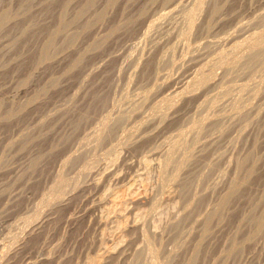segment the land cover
I'll return each instance as SVG.
<instances>
[{
  "label": "bare ground",
  "instance_id": "6f19581e",
  "mask_svg": "<svg viewBox=\"0 0 264 264\" xmlns=\"http://www.w3.org/2000/svg\"><path fill=\"white\" fill-rule=\"evenodd\" d=\"M98 1H80L70 18H67V13L72 0H47L43 4L42 11L46 15L53 14L54 17V5H59V9L56 7L59 13L55 15L56 26L47 30V38L41 42L38 56L32 59L33 62L29 61L30 74L51 62V50H58L56 47L63 41L76 40L75 37L83 29L93 28L107 17L111 9L121 5L124 14L120 15L121 18L118 16L116 22L114 20L112 28L107 29H111L107 31L109 35L117 36L124 28L130 31L128 39L133 40L146 35L152 27L160 29L166 18L175 20L177 14L186 25L183 22L175 24L171 20L175 22L172 27L175 28L174 37L167 36L169 39L162 41L158 39L160 42L156 40L145 54L138 52L131 56L122 50L125 47L123 43L120 48L102 50L99 58L94 56L96 58L91 61L85 58V54L90 51L88 48L84 53L75 52L74 61H68L71 67L64 65L66 71L82 66L76 79L67 77L69 74L66 76L71 89L83 82L87 74L94 73V77L89 83L91 93L86 89L91 95L85 99L82 109L79 105V110L77 108L74 111L77 117L72 113L76 119L73 120L74 133H60L58 130L59 135H56L50 128L52 124L56 126L59 119L63 124L64 118L69 116L64 93L74 92L69 90L70 86L68 88L57 79L59 75L56 78L51 75L54 78H51L50 84L56 88L60 86L58 97L63 96L61 101L64 100L56 119H47L46 110L40 115L36 114L41 101L39 96L31 98L24 105L11 108L6 118L0 116V124L4 121L7 132L17 134L18 142L15 140V144H18L19 151L35 148L30 158L29 155L27 157L24 171L22 169L28 175L26 181L30 183L31 192L28 190L15 194L13 197L21 198L17 205L32 198H36L37 204L39 202L42 206L47 202L43 189L50 180L55 182L51 179L54 174H50L58 169V162L60 168L68 162L73 168L76 167L73 169L70 166L75 171L78 168L81 172L83 168L82 175H79L81 180L78 176V180L70 181L68 186L64 184L67 186L66 191L61 189L64 191H60L61 196H57L53 203H46L48 206L45 204L49 208L43 216L36 214L38 212L34 206L35 213L31 217H24L29 228L25 229V240L21 238L24 240L23 247L9 256L7 254L4 264H264V0H105L100 8L97 6ZM127 3L135 5L134 12L125 11V6L130 5ZM204 6H207L206 13L203 20H199L198 14L203 12ZM29 10L27 8L23 14L30 22L35 18L32 19ZM5 12L0 15V30L8 23L11 25L5 30L7 35H12L14 29L18 31L14 33V38L12 36V42L7 41L10 43L8 51L19 43L16 40L18 37H27L30 32L34 38L42 32L41 27L46 30L48 25L40 23L37 18L35 20L40 22L36 26L31 23L35 27L31 28L29 24H21L14 15L11 17L9 12ZM197 20L200 22L197 23ZM123 23L126 24L120 29ZM73 26L81 28L78 35L77 31L69 33ZM109 35H105L107 39ZM173 39L193 40L190 46L187 45L190 47L186 59L189 65L187 69L184 66L186 70L182 74L168 79L156 91L154 85L160 70L174 63L172 52L177 43H172ZM96 43L101 46L102 40ZM164 48L170 51V55L164 53ZM5 54L7 52H3L2 56ZM16 62L22 65L24 61ZM111 62L115 63L113 70L120 69L125 62L133 68L131 71L139 67V83L144 87V95L140 99H133L130 106V101L128 104L126 102L128 107L117 110V113L113 109L115 115L111 113L108 95L99 94L104 87L101 88V84L95 82L104 78V75L109 76L104 73L110 71ZM218 69L222 73L218 74ZM7 71L3 72L11 73L12 76L17 70ZM175 96L180 99L179 103ZM145 111L148 112L147 117L150 115L147 119ZM23 113H28L29 123L20 126V120L16 122V119H20L19 115ZM31 124H34L35 130L29 132ZM37 132H41L44 139L47 137L45 134L49 133L55 140L51 139L45 145L39 134L36 137ZM233 133H238L242 141L238 150H235L237 140L236 145L232 140ZM82 135L89 136L91 141L81 143ZM56 140H61L60 151L57 150ZM98 149L104 150L108 160L112 161L110 158L116 156L115 159L111 163H104L101 158L92 162L94 158L91 156L97 155ZM46 155L49 161L44 163ZM88 156L91 161L86 159ZM6 162L0 163V178H9L11 173L16 175L3 181L1 191L6 190L7 195H12V186L16 185L22 171L11 168V165L8 167ZM226 166L229 171L223 175ZM218 173L224 176L222 181L218 180L220 178L213 179ZM56 193L58 195L59 192ZM165 215L167 218L161 221L160 218ZM30 218L32 221L28 223ZM159 220L161 223H158ZM163 240L165 244L162 256L159 255L161 258L158 257L161 260L158 261L155 246L161 245ZM3 257L0 245V259Z\"/></svg>",
  "mask_w": 264,
  "mask_h": 264
},
{
  "label": "rangeland",
  "instance_id": "374dc122",
  "mask_svg": "<svg viewBox=\"0 0 264 264\" xmlns=\"http://www.w3.org/2000/svg\"><path fill=\"white\" fill-rule=\"evenodd\" d=\"M28 1V2H27ZM29 1H30V3H29ZM74 1V2H73ZM78 1V2H77ZM80 1H81V3H82V1H84V0H72V3H71V5H70V7H69V13H67V18H70L71 17V15L74 13V10L80 5ZM46 2H47V0H46ZM44 0H0V15H2V13H4L5 11V13H10V15H11V17H13V15H14V17L15 18H17V19H19V22L21 23V24H29L28 26L29 27H31L32 28V26H33V24H34V26H36L37 25V22L39 23L40 21V23H45L46 25H47V27H46V30H45V27H41V30H42V32H40L39 33V35L37 36V34L34 36V38H33V35H30L31 33L29 32V34L27 35V37H18V39H16V40H19V43L16 45V47L15 48H11L10 49V51H8V47H9V45H8V43L9 42H12V40H13V38H14V36H16V34H14V33H17L18 31L16 30V29H14L13 30V34L11 35V34H8L7 35V31H5V30H7V28H9L10 27V25L7 23L6 25L5 24H3V25H5L4 27H2V29L0 30V53H1V55H0V100H2L1 102H2V107H1V109H0V116L2 117V118H6V114L8 113V111L11 109V108H16L17 106H20V104H22V105H24L25 104V102H28V100H30L31 98H34L35 96H39V99L41 100L39 103V109H37V113L36 114H38V115H40L39 113H44V111L46 110V111H48L46 114H48V117H47V115H46V117H47V119H49V120H54V119H56L57 117L56 116H58L60 113H61V102H63L64 100H66L64 103H66V106H65V108H67V106H68V108L67 109H69L70 110V113H69V116L65 119L64 118V121H62L63 122V124H61V119H59L58 121H57V123H56V126H54V124H52L51 125V131H53L54 132V134H56V135H59V133H58V130H59V132L61 133V131L63 132V133H74V129L72 128L73 127V125H74V117H77V115H76V113L74 112V111H76V109H77V111L79 110V107H80V109H82V105H84L85 103H84V101H85V99L87 98V96L89 97L91 94H89V92L91 93V89H89V87H90V85H89V83L91 84V79L94 77V73L92 74V75H86L85 76V79L83 80V82H81V83H79V84H76V86H78V85H80V84H82V86L80 85V86H78V88L76 87V86H73L72 87V89H71V85H69V83H67V77H71L72 76V78L74 79V77L75 76H77V75H79L80 73L79 72H81V67L82 66H77V67H73V68H70V71L68 72V71H66L67 69L65 68V66H67V68H69V67H71V63L74 61V59H73V57L75 58V55H76V53L77 52H83L84 53V51L86 50V48H88V50H90V51H88V53L87 54H85V58H87V60L88 61H91V60H93V59H95L96 57H98V55H101V53H102V50H103V52H104V50L106 51V50H113V49H117V48H120L121 47V44H122V46L123 45H125V47H124V49H122L124 52H129V53H127V54H130L131 56L133 55H135L136 53H143V54H145L146 52H147V50L149 49V48H151L154 44V42H156V40H157V42H160V41H162V40H165V39H167L169 36V38H171V35H172V38L174 37L173 36V34H174V30H175V28H172V27H174V23L175 24H177V22H179V23H182L183 25H186L185 23H184V21H182L181 20V16H178L179 14H177V16L176 15H174V17L176 16V19L174 20L173 18H166L164 21H163V23L161 24V26H159L160 27V29L158 28V27H152V28H150V30L146 33V35H143V36H141V37H139V38H136V39H133V40H129L128 39V37L130 38V36L129 35H131L130 34V31H128V30H126V29H122V27H124V24H126V23H123V25L121 26V28L120 29H122V30H120V32L121 33H117V36H116V34L113 36V35H109L110 33V31H111V29H110V31L109 30H107V29H109V28H112V26L111 25H113L114 26V20H115V22L119 19V18H121L120 17V15L122 16V14H124V11L122 12V10H121V7H123L122 5H121V7L120 6H118V7H115L114 9H111V11H110V13L108 12V14H107V17L103 20V21H101V22H97L94 26H93V28L91 27V29L90 28H88V29H85V30H88L89 32H87L86 33V31L83 29L82 31L81 30H79V29H81V28H77L76 26H73L72 28L74 29H70L69 30V33L70 34H73L74 32H76V34L78 35V33H79V31H81L82 33L83 32H85V33H83V34H80L79 33V35H78V37H75V39L76 40H66V41H63V43H61L60 44V46H58V47H56V48H58V50L57 49H53V50H51V55L53 56H51L50 58H51V62H53V63H51V62H48L45 66H44V68H41V69H39V71H37V72H35L34 74H30V72L28 71L29 69H30V64H31V62H33V60L32 59H34L35 57H37L38 56V53H39V51H40V48H41V42L43 41V39H46L47 38V33H48V29H50V28H54L55 26H56V16L58 15L57 13H59V11L57 10V9H59L58 7H59V5H54L55 6V8H54V13H55V15H54V17L52 16L53 14H48L47 13V15H46V12H44V11H42V8H43V4H45L46 3ZM105 2V0H99L98 1V4H97V6L99 7H102V5H103V3ZM78 3V4H77ZM27 4V5H26ZM58 4V3H57ZM130 4V5H129ZM127 3L126 5H129L128 7L127 6H125V11H127V9H128V11L127 12H129L130 10L132 11V12H134L135 10V5H131V3ZM132 6V7H131ZM29 9L30 8V14H31V16H32V19L33 18H35V19H39V20H35V19H33V21H28L27 19H26V17L24 16V14L23 13H25L26 11H24V10H26L27 8ZM56 7H57V9H56ZM99 7V8H100ZM127 7V8H126ZM134 7V8H133ZM206 7L207 6H204L203 7V12L201 11V12H199V14H198V16H200L199 17V20H203V18H204V15H205V13H206ZM26 8V9H25ZM118 10V11H117ZM205 10V11H204ZM2 11H4V12H2ZM55 11H57V12H55ZM130 11V12H131ZM12 12V13H11ZM42 12H44V13H42ZM112 12V13H111ZM114 12V13H113ZM205 12V13H204ZM18 13V14H17ZM118 13V14H117ZM201 13V14H200ZM110 14H111V16H110ZM51 15V16H50ZM115 15V16H114ZM246 15V14H245ZM36 16V17H35ZM116 16H117V18H116ZM118 16H119V18H118ZM249 15H247L246 17H248ZM40 17V18H39ZM44 19V20H43ZM46 19V20H45ZM180 19V21H178ZM198 19V18H197ZM174 20L175 22L174 23H172V21ZM199 20H197V23L198 22H200ZM167 23H166V22ZM29 22V23H28ZM47 22V23H46ZM31 23H33V24H31ZM114 23V24H113ZM196 23V24H197ZM164 24V25H163ZM170 24V25H169ZM45 25V26H46ZM55 25V26H54ZM168 25H169V28L168 29H170V30H168L167 29V27H168ZM33 26V27H34ZM94 27H96V28H94ZM163 27V29H161ZM166 27V28H165ZM4 28V29H3ZM35 28V27H34ZM76 28H77V30H76ZM98 28L100 29L99 31H95V30H98ZM165 28V29H164ZM152 29V30H151ZM172 29V30H171ZM161 30L163 31V32H161ZM44 31V32H43ZM107 31H109V32H107ZM122 31H124V32H122ZM166 31H168L169 32V34H168V32H166ZM173 31V33H171ZM101 32V33H100ZM96 33H98V34H96ZM107 33H109V34H107ZM126 33V34H125ZM167 33V34H166ZM171 33V34H170ZM3 34V35H2ZM5 34V35H4ZM47 34V35H46ZM69 34V36H72V35H70ZM87 34V35H86ZM92 34V35H91ZM109 35L108 36V39H107V36H105V35ZM123 34V35H122ZM165 34V36H163ZM9 35H11V36H9ZM81 35V36H80ZM102 35V36H101ZM12 36H13V38H12ZM46 36V37H45ZM103 36H105V37H103ZM120 36H123L124 38V40L122 39V37H120ZM152 36V37H151ZM154 36V37H153ZM164 38H163V37ZM168 36V37H167ZM80 37V38H79ZM85 37V38H84ZM102 37H103V39H104V41H103V39H102ZM127 37V38H126ZM144 37V38H143ZM161 37H162V39H161ZM10 38H12V39H10ZM95 38V39H94ZM110 38V39H109ZM113 38V39H112ZM118 38V39H117ZM156 38V39H155ZM168 38V39H169ZM97 39V40H96ZM115 39V40H114ZM126 39H127V41H126ZM138 39V40H137ZM152 39H155L154 41L152 40ZM160 41H159V40ZM192 39L194 40L195 39V37L193 36L192 37ZM190 40L191 42L193 41V40ZM8 40H10L9 42H7ZM15 40V39H14ZM94 40H96V41H94ZM102 40V43H101V46H99L96 42H100V41ZM118 40V41H117ZM129 40V41H128ZM134 40H136V41H134ZM177 39H173L172 40V43H177V44H175L174 46H175V51H173L172 52V56L174 57V63H173V65H171V66H167V68H162L161 70H160V73H159V75H158V78L156 79V84L154 85L155 86V88L157 89L156 91H158L159 89H160V87L162 88L163 86H164V84H166L167 82H168V79L170 80L171 78H174V77H176V76H179L180 74H182L181 72H183V71H185L187 68H188V66H187V64L189 65V61L187 62L186 61V59H187V57H188V55H189V51H190V47H188V46H190L189 45V43H191V42H187V41H189V40H186L185 41V39H181V40H178V41H176ZM4 41V42H3ZM76 41V42H75ZM115 41H117L118 43H114ZM120 41V42H119ZM122 41H124V42H122ZM186 43H185V42ZM75 42V43H74ZM105 42V43H104ZM180 42V43H179ZM196 42V41H195ZM195 42H194V44H195ZM72 43H74L73 44V48L71 47V44ZM89 45H88V44ZM92 43H93V45H92ZM182 43V44H181ZM188 43V44H187ZM10 44V43H9ZM25 44V45H24ZM67 46H66V45ZM70 44V45H69ZM193 44V45H194ZM95 45H97V47L95 46ZM116 45V46H115ZM188 45V46H187ZM70 48H69V47ZM90 46H92V47H90ZM99 46V47H98ZM120 46V47H119ZM151 46V47H150ZM106 49H105V48ZM111 47V48H110ZM113 47H115V48H113ZM128 47V48H127ZM187 47V48H186ZM66 48V49H65ZM81 48V49H80ZM91 48V49H90ZM98 48V49H97ZM188 48H189V50H188ZM68 49H70V50H68ZM77 51H76V50ZM127 49V50H126ZM68 52H67V51ZM121 50V52H123ZM138 50V51H137ZM166 50V51H165ZM186 50V51H185ZM65 51V54L63 53ZM92 51V52H91ZM101 51V52H100ZM5 53V52H7V54H5V55H3L2 56V53ZM55 52V53H54ZM60 52V53H59ZM76 52V53H75ZM134 52V53H133ZM64 55H63V54ZM75 53V54H74ZM133 53V54H132ZM164 53L168 56V55H170V51H168L166 48H164ZM12 54V55H11ZM14 54V55H13ZM36 54V55H35ZM56 54V55H55ZM74 54V55H73ZM94 54V55H93ZM16 55V56H15ZM17 55H19V56H17ZM33 55H35V56H33ZM59 55V56H58ZM63 55V56H62ZM72 55V56H71ZM1 56H2V58H1ZM94 56H96V57H94ZM11 57H14V58H12V61L10 60L11 59ZM63 57V58H62ZM90 57H91V59H90ZM17 58V59H16ZM19 58V59H18ZM24 58V59H23ZM31 58V59H30ZM61 58H62V61H61ZM72 58V59H71ZM99 58V57H98ZM97 58V59H98ZM26 59V60H25ZM96 59V60H97ZM176 59V60H175ZM182 59V60H181ZM10 60V61H9ZM55 60V61H54ZM58 60H59V62H58ZM16 61H18V62H20V61H24V62H22L21 64L23 65H20L21 67H20V69H19V65H18V63L16 62ZM29 61H31V62H29ZM67 61V62H66ZM68 61L69 62H71L70 64H68ZM185 61H186V63H185ZM10 62V63H9ZM61 62V63H60ZM5 63V64H4ZM12 63V64H11ZM16 64V65H15ZM50 64V65H49ZM68 64V65H67ZM108 64V63H107ZM115 63L114 62H111L110 64H109V67H110V69H109V67L107 68V69H109L110 71H111V75L113 76H111L110 77V71H108V72H105L104 74H109V76H107L106 77V75H104L105 77L104 78H102L101 80L99 79V80H95V82L97 83V84H101V88H103L104 90H102L101 91V93L99 92V94L100 95H108L107 97H109L108 98V101H110V106H111V113L113 114V115H115L118 111H119V109H124V108H127L128 107V105L130 106L131 105V103L135 100H138V99H140L143 95H144V87L139 83V78H140V76H139V70H137V68L139 69V67H137L136 69H135V67H134V71H131V70H133V68L131 67L130 68V66H128L127 65V62H125V63H122L121 65H122V67L119 69V68H117V70H113L112 68H113V65H114ZM6 65V66H5ZM18 65V66H17ZM53 65V66H52ZM54 65H55V67H54ZM59 65V66H58ZM65 65V66H64ZM70 65V66H69ZM8 66V68H6ZM14 66H17L16 68L14 67ZM48 66V67H47ZM184 66L186 67V69H184ZM14 67V68H13ZM45 67H47L46 69H45ZM4 68H6V69H4ZM62 68L64 69V70H62ZM79 68V69H78ZM11 69H16L17 71H16V73L14 74V75H12L11 76V73H6V72H3V71H7V70H11ZM19 69V70H18ZM43 69V70H42ZM183 69V70H182ZM42 70V71H41ZM72 70H74V71H72ZM219 70V71H218ZM217 71H218V74H220V73H222L221 71L222 70H220V69H218ZM41 71V72H40ZM61 71H65V72H61ZM107 71V70H106ZM112 71H114L113 73H115L114 75H113V73H112ZM166 71V72H165ZM8 72V71H7ZM71 72V73H70ZM73 72V73H72ZM28 73L30 74V75H28ZM62 73V74H61ZM79 73V74H78ZM70 76H69V75ZM118 74V75H117ZM162 74H165L164 76L162 75ZM179 74V75H178ZM51 75L52 76H54L55 78L57 77V75H59L58 77H57V79H60V82H62V83H65V85L66 86H68V88H69V86H70V88H69V90H71V92H73V94H67V93H64V98H63V96L62 97H58V94L60 93V91H59V89H60V86H59V88H56V87H54V86H52V85H50L51 84V81H52V79L54 78H52L51 77ZM63 75V76H62ZM68 75V76H67ZM128 76V77H126V76ZM162 75V76H161ZM27 78H26V77ZM61 76V77H60ZM67 76V77H66ZM114 76H115V78H114ZM139 76V77H138ZM161 76V77H160ZM78 77V76H77ZM77 77H75V79L77 78ZM52 78V79H51ZM65 78V79H64ZM71 78V79H72ZM122 78H124V79H122ZM163 78V79H162ZM120 80V81H119ZM125 80V81H124ZM132 80V81H131ZM47 81V82H46ZM85 81L87 82V83H85ZM92 81H94V80H92ZM110 81V82H109ZM112 81V82H111ZM68 82H70V81H68ZM103 82V83H102ZM115 82V83H114ZM161 82V83H160ZM62 83H60V84H62ZM164 83V84H163ZM48 84V85H47ZM84 84H86V85H84ZM102 84H104V85H102ZM25 85V86H24ZM73 85V84H72ZM163 85V86H162ZM25 87L24 89H22L21 87ZM83 86H85V87H83ZM103 86V87H102ZM142 86V88H140ZM42 87V88H41ZM52 87H54V88H52ZM76 87V88H75ZM83 89H82V88ZM47 88V89H46ZM50 90H49V89ZM81 88V89H80ZM88 88V89H87ZM45 89V90H44ZM74 89H76V91L74 90ZM86 89L89 91H87L86 92ZM42 90V91H41ZM45 91V92H44ZM46 91H48V93L46 92ZM40 92V93H39ZM43 92V93H42ZM86 92V93H85ZM143 92V93H142ZM44 93H47V94H44ZM76 93V94H75ZM85 93V94H84ZM107 93V94H106ZM140 93L142 94L141 96H140ZM40 94V95H39ZM44 94V95H43ZM89 94V95H88ZM84 95V97H83V99H82V96ZM111 95V96H110ZM41 96H42V98H41ZM75 98H74V97ZM36 97V98H37ZM70 99V100H67L68 98ZM137 97H139V98H137ZM178 97V96H177ZM176 96H175V98H176V100H178L177 102L179 103L180 102V99L179 98H177ZM55 98H57V99H55ZM64 99V100H62L61 101V99ZM66 98V99H65ZM81 98V99H80ZM136 98V99H135ZM110 99V100H109ZM134 99V100H133ZM47 100H49V101H47ZM58 100V101H57ZM73 100V101H72ZM112 100V101H111ZM126 100V101H125ZM67 101H69V103L67 102ZM129 101H130V103H129ZM57 102V103H56ZM126 102H127V104H126ZM76 103V104H75ZM54 104H55V106H54ZM71 104V105H70ZM112 104V105H111ZM41 105L43 106V107H41ZM64 105L65 104H63V107H64ZM80 105V106H79ZM46 106V107H45ZM115 107V108H114ZM118 109H117V108ZM48 110H47V109ZM110 108V107H109ZM54 109H56V110H54ZM72 109V110H71ZM113 109H115L116 110V113H114L115 112V110H113ZM2 110V111H1ZM40 110V111H39ZM58 110H59V113H58ZM118 110V111H117ZM39 111V112H38ZM45 111V112H46ZM28 112V111H27ZM51 113V114H50ZM54 113V114H53ZM72 113H73V115H74V117L72 116ZM26 114H28V113H23V114H21V115H19L20 116V119H18V117H17V119H16V122H18L19 120V122H18V124L20 125V126H22V125H24V124H28L29 122L27 121L28 120V118H27V115ZM24 115V116H23ZM50 115H53V116H50ZM144 115L146 116L145 118L147 119L148 117H150V115L147 117V115H148V112L147 111H145V113H144ZM26 116V118H24ZM1 118V119H2ZM69 118V119H68ZM24 119V120H23ZM2 120H4V119H2ZM23 120V122H22V124H21V121ZM70 120H72V121H70ZM76 120V119H75ZM4 122V121H3ZM3 122L0 124V126H1V130H0V163L1 162H3V161H7L6 163H8L7 165H8V167L10 166L11 168L12 167H16L19 171H22V169L24 168V165L26 164V162L28 161L27 159V157H28V155H29V158H30V155L31 154H33L34 152H35V148H31V147H29L30 149L29 150H25V151H27L26 153L27 154H25V151L24 150H22V151H24V152H21V151H19L20 149H19V147H18V144H15V143H17L18 142V137H17V134L16 133H13V131H9V132H7V130H8V128H6L7 127V125L6 124H3ZM66 122V123H65ZM3 125H5L4 127H3ZM32 126L31 127H29L28 129L30 130H27V132L29 131V132H32V131H34L35 130V126H34V124H31ZM62 125V126H61ZM25 126V125H24ZM52 126H54L55 127V129H53V127ZM61 127H63V128H61ZM32 128V129H31ZM58 128V129H57ZM34 129V130H33ZM61 129H66V130H61ZM69 129V130H68ZM70 129H71V131H70ZM50 130V129H49ZM48 131V129L46 130V132ZM56 131H57V133H56ZM69 131V132H68ZM7 133V134H6ZM38 134H39V136H40V139H42V141H44V143L46 142L47 144L49 143V141H51V139H54L53 138V135H51V134H45V136H47L45 139H44V136H41V132H37V138H38ZM36 135V134H35ZM35 135L34 136H32V137H35ZM233 135V139L232 140H234V143H235V141L237 140V145H236V143H235V145H236V147H235V150L237 149H240V147H241V143H242V141H241V138H240V136H238L239 134L238 133H233L232 134ZM236 137H235V136ZM11 136H12V141L10 140L11 139ZM14 136H16V137H14ZM7 137H10L9 138V140L7 141L6 139H7ZM55 137V136H54ZM57 137V136H56ZM84 137H86V136H81V140L80 141H82L81 143H83V142H85V143H88V142H90L91 140L89 139V136H87L86 138H84ZM235 137V138H234ZM238 137H239V139H238ZM84 140H83V139ZM120 138H121V136H120ZM123 138V137H122ZM122 138H121V140H122ZM87 139H89V140H87ZM17 142H16V141ZM48 140V141H47ZM55 140V139H54ZM7 141V142H6ZM57 141V140H56ZM58 142V145H57V150H61V140H59V141H57ZM11 143V144H10ZM14 143V144H13ZM46 143H45V145H46ZM240 143V144H239ZM77 144V143H76ZM13 145H15V146H13ZM13 146V147H12ZM18 147V149H17V147ZM238 146H240L239 148H238ZM11 147H12V149H11ZM16 148V149H15ZM30 150H32V151H30ZM33 150H34V152H33ZM56 150V151H57ZM101 150H102V152H101ZM28 151H29V153H28ZM103 149H98V151H97V155H95V156H91L92 157V159L94 158V160H92V162H94L96 159H99V158H101V161H104V163H111L112 161H113V159H115V157L116 156H114V157H112V158H110V159H112V161L111 160H108V158H106L105 156V154L103 153ZM2 153V154H1ZM25 154V155H24ZM48 154V153H47ZM103 154V155H102ZM3 155V156H2ZM27 155V156H26ZM49 155V154H48ZM48 155H46V157H45V161H44V163L45 162H48L49 161V158H47V156ZM121 155V154H120ZM5 157V158H4ZM91 157L90 156H88V158H86V159H90L89 161H91ZM1 159H2V161H1ZM47 159V160H46ZM85 160H83V162H84ZM86 161H88V160H86ZM25 162V163H24ZM233 162V161H232ZM231 162V163H232ZM59 164H60V162H58ZM58 164V169H54L53 170V173L51 172V174L50 175H53L52 176V178L51 179H53L55 182L53 183V181L52 180H50L51 182L50 183H48V185H47V187L46 188H44L43 189V191H44V193H45V198H46V196H47V202H45V204L46 203H48V204H50V202L51 203H53L54 202V200L56 199V197L57 196H61V193H60V191L63 193L64 191H62L61 189H63V190H65L66 191V188H67V186L69 185V182L71 181L72 182V180H74V181H76V180H78L79 179V181L81 180V175H80V173L82 172V170H83V168L81 169V172L79 171L80 169H76V170H78V171H75V170H73L74 168H76V167H72L71 165H70V162H68V163H66L62 168H60L61 166V164L59 165ZM13 165V166H12ZM60 166V167H59ZM67 166H69V167H67ZM70 166L73 168H70ZM7 167V168H8ZM22 167V168H21ZM79 168H81V167H79ZM226 168H227V171H226ZM25 169V168H24ZM24 169H23V171H24ZM63 169H64V172H63ZM69 169H71L72 171H70ZM225 169V170H224ZM60 170H62V171H60ZM68 170V171H67ZM22 171V173L20 174V176H18V180H17V182H16V185L14 184V186H12L13 188V192H12V195H7L8 193V191H6V190H4V192H2L3 191V181L5 180V181H8L7 179H9V178H11V176L12 177H14L16 174H13V173H11L10 174V176H9V178H5L4 180L2 179V178H0V191L2 192V193H4V195H2V193H1V197H0V245L2 246V250H3V252H4V257L3 258H1L0 259V264H4V262L6 261V255L8 254V256H9V254L11 255V252L13 253L16 249H19L21 246H22V242H24V240H25V238H26V231H25V229H26V227H28L29 228V224H27L24 220V217H26V216H32L33 215V213H35V211L36 212H38V213H36L38 216L40 215V216H43V214L48 210L47 208H49V207H46V205L48 206V204H44L43 203V206L41 205V204H39V202H38V204H37V199L36 198H32L31 200H26L23 204H21V205H17L16 203H18V201L21 199V198H18V199H16L15 197H13L15 194H20V193H23V192H25V191H30V189H31V186H30V183L29 182H27L26 180H27V178L26 177H28V175L26 174V173H24ZM56 171V172H55ZM76 173H75V172ZM229 171V169H228V166H226L225 168H223V172H225L224 174H223V172H220V173H222L223 175H225L227 172ZM57 172H59L58 174H57ZM70 172V173H69ZM79 174H78V173ZM78 174V175H75V174ZM220 173H218L219 175H220ZM24 174V175H23ZM56 174H57V176H56ZM218 174H216V178H215V176H214V178L213 179H218V178H220V179H218V180H220V181H222L223 179H224V176L223 175H218ZM22 175V176H21ZM61 175H62V179L60 178L61 177ZM66 175H67V177H66ZM74 175H75V177H74ZM80 175V176H79ZM24 176H25V178H24ZM58 176H59V178L61 179H59L58 178ZM74 177V179L72 178V177ZM79 176V177H78ZM218 176V177H217ZM3 177V176H2ZM19 177L20 178H22V179H19ZM51 176H49V178H50ZM55 177H57V178H54ZM69 177V178H68ZM71 177V178H70ZM78 177V179H76ZM64 178H66V179H64ZM222 178V179H221ZM57 179V180H56ZM71 179V180H70ZM65 181V183H64V181ZM4 181V182H5ZM220 181H218V182H220ZM61 182V183H60ZM61 185H60V184ZM64 184H66V185H64ZM20 185V186H19ZM28 187H27V186ZM62 185H64V186H62ZM20 188H19V187ZM24 188H23V187ZM51 186V187H50ZM53 186V187H52ZM63 187V188H62ZM22 188V189H21ZM53 188V189H52ZM56 188V189H55ZM11 189V190H12ZM45 189H47L46 191H45ZM43 191H42V193H43ZM14 192H16V193H14ZM31 192V191H30ZM51 192V193H50ZM56 192H59L58 193V195H57V193ZM14 193V194H13ZM56 193V194H55ZM53 194V195H52ZM7 197V198H6ZM48 197H49V199H48ZM55 197V198H54ZM12 198V199H11ZM54 198V199H53ZM14 199V200H13ZM53 201H52V200ZM16 200V201H15ZM49 200V201H48ZM51 200V201H50ZM15 201V202H14ZM26 202H27V204H26ZM41 202V201H40ZM42 202H43V200H42ZM2 204V205H1ZM23 205V206H22ZM39 205V206H38ZM16 206V208H14ZM26 206V207H25ZM34 206H35V208L37 209H34ZM36 206H38V207H36ZM7 207V208H6ZM10 207V208H9ZM18 207V208H17ZM13 208V210L15 209V211H13V210H10V209H12ZM22 208V209H21ZM24 208V209H23ZM7 209V210H6ZM9 209V210H8ZM18 209H19V211H18ZM35 211H34V210ZM5 212V213H4ZM16 212V213H15ZM29 212V213H28ZM32 213V214H31ZM12 215V216H11ZM19 216V217H17V216ZM28 216V217H29ZM30 216V217H31ZM39 216V217H40ZM167 218V216L165 215V216H162L160 219H161V221H164L165 219ZM32 221L31 220V218L30 219H28V221ZM24 221V222H23ZM30 221L28 222V223H30ZM161 221L159 220L158 221V223H161ZM7 222V223H6ZM10 222V223H9ZM157 223V224H158ZM160 225V224H159ZM23 226V227H22ZM9 227V228H8ZM28 228H27V230H28ZM23 229H24V232H23ZM11 235V236H10ZM2 236V237H1ZM21 238H23L24 240L22 241V239ZM7 244H6V243ZM165 242V240H163V242L161 243V245L160 244H155L154 246H155V251L156 252H158V253H156L157 254V258L158 257H160V256H162V251H163V246H164V243ZM163 244V245H162ZM157 246H159V248L157 247ZM162 246V247H161ZM13 247V248H12ZM14 247H15V249H14ZM23 247V246H22ZM156 247H157V250H156ZM161 247V248H160ZM12 248V249H11ZM154 248V247H153ZM14 249V250H13ZM22 249V248H21ZM158 249H160V251L158 250ZM12 250V251H11ZM9 252V253H8ZM160 255V256H159ZM161 258V257H160ZM159 260H161V259H159L158 258V261Z\"/></svg>",
  "mask_w": 264,
  "mask_h": 264
}]
</instances>
